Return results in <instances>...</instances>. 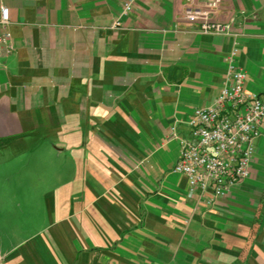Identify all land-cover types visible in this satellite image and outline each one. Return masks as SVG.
<instances>
[{
	"label": "crops",
	"instance_id": "crops-1",
	"mask_svg": "<svg viewBox=\"0 0 264 264\" xmlns=\"http://www.w3.org/2000/svg\"><path fill=\"white\" fill-rule=\"evenodd\" d=\"M210 1L6 0L4 264H264V138L213 206L173 171V130L213 104L236 43L246 91H264V0H221L237 37L193 32L187 9Z\"/></svg>",
	"mask_w": 264,
	"mask_h": 264
},
{
	"label": "built area",
	"instance_id": "built-area-1",
	"mask_svg": "<svg viewBox=\"0 0 264 264\" xmlns=\"http://www.w3.org/2000/svg\"><path fill=\"white\" fill-rule=\"evenodd\" d=\"M135 1L127 0L125 14L132 11ZM221 5V0H212L187 9L186 20L195 34L238 36L232 23L217 19ZM10 25V9L6 0H0V58L13 51ZM120 25L118 22L115 27ZM239 57L240 47L236 43L226 58L227 81L213 104L194 111L188 137L180 138L176 128L171 137L180 141V156L173 171L187 178L192 196L207 195L209 206L251 178L255 142L264 138V91H246L247 75ZM0 264H4L1 253Z\"/></svg>",
	"mask_w": 264,
	"mask_h": 264
}]
</instances>
